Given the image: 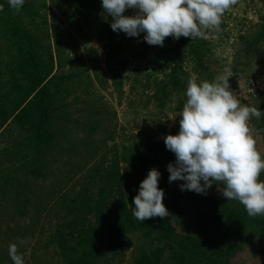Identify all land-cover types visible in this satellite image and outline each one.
<instances>
[{
  "label": "trees",
  "instance_id": "trees-1",
  "mask_svg": "<svg viewBox=\"0 0 264 264\" xmlns=\"http://www.w3.org/2000/svg\"><path fill=\"white\" fill-rule=\"evenodd\" d=\"M72 1L79 13L92 11L100 18L105 14L102 0ZM46 4L42 2V6ZM0 5V136L11 123L19 129L14 142L0 151L4 159L0 160V235L8 233L12 237L0 239V264H13L8 246L19 239L8 224L4 230L2 208L7 210L9 206L18 216L10 219L28 233L32 225L41 223L42 217L58 218L46 244L56 246L63 264H122L131 248L132 264H236L233 260L241 253L259 261L255 264H264V216H248L242 204L222 195L223 185L214 183L206 194H197L181 190L185 181L169 183L167 166L176 157L165 143L158 149L150 148L156 156L164 154V163L157 170L161 173L158 186L165 192L163 202L170 213L167 218L154 217L141 223L132 215L140 183L153 169V163L139 152L142 144L138 142L117 152L111 160L104 156L88 169L79 189L66 193L63 187H47L45 180L54 170L52 164L64 153L80 155L81 145L87 148L90 144L84 137L78 139L79 127L83 126L93 138L101 125L100 119L95 118L100 110L89 99L85 100L87 121L74 120L66 112L69 102L65 100L72 82L85 74L90 79L91 74L82 60L66 70L63 45L56 41L54 48L45 41L43 29L33 31L27 27L26 16L36 26L41 18V24H48L47 16L35 9L34 3L25 0L18 13L10 8L8 0H0ZM102 31L108 48L106 65L117 72L115 84L122 92L121 71L129 64V57L116 41L110 21L103 23ZM263 42L264 23L256 35L245 40V51L255 54ZM141 45L146 50L152 48L145 40ZM207 46L204 38L192 41L181 37L173 47L154 54L161 75L148 72L142 84L153 88L151 97L160 106H166L174 92L185 88L189 73L180 61L186 54L195 60L200 75L213 80L204 60ZM93 66L99 68L95 74L105 87L108 80L105 75L100 76L101 67L97 63ZM85 90L90 93L88 86ZM256 106L264 112V105ZM255 129L257 148L264 154V114ZM121 161L126 165L122 166ZM76 174L74 171L73 176ZM260 179L264 181V172ZM50 202L56 203L58 209L53 215L52 211L44 215ZM182 219L188 221L182 223Z\"/></svg>",
  "mask_w": 264,
  "mask_h": 264
},
{
  "label": "rangeland",
  "instance_id": "rangeland-1",
  "mask_svg": "<svg viewBox=\"0 0 264 264\" xmlns=\"http://www.w3.org/2000/svg\"><path fill=\"white\" fill-rule=\"evenodd\" d=\"M30 1L34 3L35 9L47 16L48 24H41V18L39 25L36 26L26 16L27 27L33 31L43 29L45 41L52 43L54 48L56 41L63 45L67 60L66 70L70 65H77L79 60H82L91 74L90 79L85 74L83 78L76 77L72 82L71 92L65 100L69 102L66 112L74 120L87 121L86 99H89L90 103L100 110L95 118L100 119L101 125L93 138L88 136L83 126L79 127L78 139L81 140V137H84L89 140L88 147L81 145L80 155L64 153L60 156L57 163L52 164L54 170H50L45 180L47 187L48 185L52 189L63 187L66 193L79 189L89 168L97 165L104 156H106L105 160H111L117 152L124 151L126 147H132L134 142L142 144L139 152L144 155L145 159L148 158L147 161L153 163L151 167L160 170V163H164V154L156 156L150 147L158 149L161 143H165L164 138L167 135L179 133V113L182 111L179 106L186 102L187 83L184 89L178 93L174 92L168 98L166 106L162 107L151 97L154 92L153 88L144 86L142 82H145L148 72L160 73L154 61V54L164 48L173 47L175 39L166 37L163 46L152 45L151 49L146 50L141 45L146 33H140L137 37H129L122 31H115L116 41L121 44V50L129 57V64L121 71L124 78L121 92L115 84L117 72H112L106 65L108 48L105 46L107 40L104 39L105 34L102 31L103 23L107 21L112 23L113 18L107 13L101 18L92 11L79 13L75 10L72 0ZM44 1L47 3L46 7L42 6ZM124 14L135 15V10L128 9ZM263 16L264 0H237V3L225 12L222 18L223 24L221 23L219 30H209L204 38L208 42L209 49L206 50L204 60L210 67L213 79L219 74L230 76L231 90L236 94L241 105H264V42L258 45L255 54L245 51V40L260 31L264 23ZM94 63L101 67L100 76L105 75L108 80L105 87L100 84L95 74V70L99 68L94 67ZM180 63L189 73L188 80L196 79L197 82L208 80L196 70V62L190 55L186 54ZM87 86L90 93L85 90ZM95 99L97 101L94 102ZM259 122L260 117H252L250 125L255 129ZM74 125L73 122L71 126L74 127ZM13 126L14 124L11 123L0 136V151L10 142H14L15 132L19 129ZM90 152L94 154L89 155ZM1 155L2 152H0V160L3 159ZM121 165H126V163L121 161ZM81 167L83 169L79 172ZM74 171H77L75 176H73ZM1 200L8 204L7 200L3 198ZM54 204L56 203L50 202L47 205L44 215L51 211V215L54 214V211L58 209V206ZM2 211V219L5 221L4 230L8 224L14 229L15 235L19 236L16 242L20 239L28 241L26 246L20 248V251L24 253L25 264H63L56 251V246L46 244L55 228L53 223H56L58 218L49 220L47 217H42L41 223H35V228L32 225L28 233L20 228L16 220L10 219L15 216L12 213L14 207L9 206L7 210L2 208ZM15 219H18V216H15ZM187 221V219H182L181 222ZM1 238L12 237L8 233H3V235L1 233ZM132 252L133 248L126 251L122 264H132ZM233 262L236 264L259 263L258 260L245 253L238 255ZM108 264H117V262Z\"/></svg>",
  "mask_w": 264,
  "mask_h": 264
},
{
  "label": "clouds",
  "instance_id": "clouds-1",
  "mask_svg": "<svg viewBox=\"0 0 264 264\" xmlns=\"http://www.w3.org/2000/svg\"><path fill=\"white\" fill-rule=\"evenodd\" d=\"M19 12L25 0H8ZM237 0H102V8L112 19L111 28L129 37L146 33L144 40L163 46L166 37L179 40L206 38L209 30H219L222 18ZM134 9L135 15L124 13ZM3 11V5H0ZM227 74L213 80L189 79L186 102L179 113V133L164 138L167 149L176 160L167 166L169 183L185 181L182 191L206 194L212 185H223L222 195L242 204L250 217L264 216V154L257 148V130L250 125L252 117L264 112L252 105H241L231 90ZM161 173L153 168L140 183L132 215L143 223L147 219L167 218L165 192L159 188ZM203 181V183H202ZM20 239L8 246L13 264H25Z\"/></svg>",
  "mask_w": 264,
  "mask_h": 264
}]
</instances>
